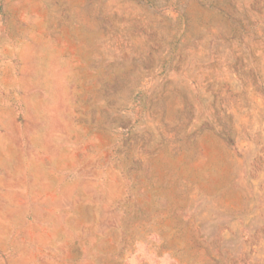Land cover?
<instances>
[{
  "label": "rangeland",
  "instance_id": "rangeland-1",
  "mask_svg": "<svg viewBox=\"0 0 264 264\" xmlns=\"http://www.w3.org/2000/svg\"><path fill=\"white\" fill-rule=\"evenodd\" d=\"M0 264H264V0H0Z\"/></svg>",
  "mask_w": 264,
  "mask_h": 264
}]
</instances>
